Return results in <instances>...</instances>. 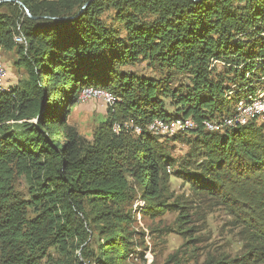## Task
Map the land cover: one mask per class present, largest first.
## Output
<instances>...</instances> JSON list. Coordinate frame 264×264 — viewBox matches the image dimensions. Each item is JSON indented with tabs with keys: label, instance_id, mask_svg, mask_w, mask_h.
Wrapping results in <instances>:
<instances>
[{
	"label": "trees",
	"instance_id": "obj_1",
	"mask_svg": "<svg viewBox=\"0 0 264 264\" xmlns=\"http://www.w3.org/2000/svg\"><path fill=\"white\" fill-rule=\"evenodd\" d=\"M18 1L38 19L0 4V53L18 52L26 73L0 91V264H47L49 249L64 259L56 264L77 251L92 264H127L135 187L151 216L177 211L181 227L202 211L230 218L239 249L205 264H264V124L202 125L264 87V0ZM89 87L116 99L109 128H141L130 145L122 129L116 145L84 147L67 125ZM188 118L197 128L184 133L195 137L175 161L147 127ZM170 169L188 197L166 205L158 199ZM14 174L25 197L11 187Z\"/></svg>",
	"mask_w": 264,
	"mask_h": 264
},
{
	"label": "rangeland",
	"instance_id": "obj_2",
	"mask_svg": "<svg viewBox=\"0 0 264 264\" xmlns=\"http://www.w3.org/2000/svg\"><path fill=\"white\" fill-rule=\"evenodd\" d=\"M0 54V63L6 70L4 83L11 90L20 80L26 78V73L15 64L19 59L18 52L9 51ZM107 111L108 108L101 102L77 103L71 109L67 125L78 135L84 147L92 145L97 139L104 142L113 141L112 144L116 145L118 133L114 132V126L118 123L112 125V129L109 128L111 117ZM120 125H122L121 130L124 129L128 133L124 137L125 143L123 144L128 146L131 143L129 140L135 138L138 133L133 129L135 126L132 121H125ZM156 137L166 147L170 157L179 161L190 151L187 140H193L195 134L193 132L178 136L157 134ZM170 173L165 186L167 192L161 194L158 199L159 203L166 205L174 203V199H178L179 203L184 202V199L188 197L187 186L180 179L171 176L173 169H170ZM129 181L132 183V180ZM10 183L20 197H25L24 178L14 174ZM134 190L133 200L126 204V210L131 211L132 216L131 249L134 251L127 264H205L206 261L219 258L220 255H232L239 249V244L233 236V230L228 225L230 218L222 210L197 212L190 219L189 224L181 227L178 223L177 211H167L163 215L153 217L148 210L152 204L146 203L141 198V191L137 187ZM183 231L189 232L183 233ZM87 249L89 255L95 253L94 239L88 242ZM69 257H72L68 261L70 264H92L78 251ZM63 260L60 254L49 249L48 256L43 262L56 264V262L62 263Z\"/></svg>",
	"mask_w": 264,
	"mask_h": 264
},
{
	"label": "built area",
	"instance_id": "obj_3",
	"mask_svg": "<svg viewBox=\"0 0 264 264\" xmlns=\"http://www.w3.org/2000/svg\"><path fill=\"white\" fill-rule=\"evenodd\" d=\"M14 42L19 45H26L22 35H17ZM6 70L0 63V91H9L5 86ZM115 97L102 89L93 87L85 88L81 91L78 103H102L105 107H111L115 103ZM258 120L264 124V87L258 89L254 94L248 95L245 99L240 100L234 106L232 113L219 122L203 121L202 125L205 130L217 132L222 129H234L247 125L251 120ZM122 126L116 124L114 132H119ZM197 128V124L192 119H175L164 122L161 120L153 121L148 127V131L158 135H176ZM135 132L141 133L139 127L133 128Z\"/></svg>",
	"mask_w": 264,
	"mask_h": 264
},
{
	"label": "water",
	"instance_id": "obj_4",
	"mask_svg": "<svg viewBox=\"0 0 264 264\" xmlns=\"http://www.w3.org/2000/svg\"><path fill=\"white\" fill-rule=\"evenodd\" d=\"M3 3H14V4H17L19 7H21L24 10V12L27 15V17H29L31 19H38V17H32L30 15V13L28 12V10L18 0H0V4H3ZM86 6H87V4L83 6V8L79 11L78 15L82 12V10H84L86 8Z\"/></svg>",
	"mask_w": 264,
	"mask_h": 264
}]
</instances>
